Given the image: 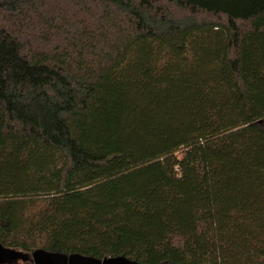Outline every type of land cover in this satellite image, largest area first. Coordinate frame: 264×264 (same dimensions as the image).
I'll return each mask as SVG.
<instances>
[{
  "label": "trees",
  "instance_id": "1",
  "mask_svg": "<svg viewBox=\"0 0 264 264\" xmlns=\"http://www.w3.org/2000/svg\"><path fill=\"white\" fill-rule=\"evenodd\" d=\"M0 249L264 264V0H0Z\"/></svg>",
  "mask_w": 264,
  "mask_h": 264
},
{
  "label": "rangeland",
  "instance_id": "2",
  "mask_svg": "<svg viewBox=\"0 0 264 264\" xmlns=\"http://www.w3.org/2000/svg\"><path fill=\"white\" fill-rule=\"evenodd\" d=\"M0 254H4L5 257L2 258L0 257V264H17V260L20 258L24 259L18 260L19 263H22L28 259V254L26 253H18L16 251H10V250H1L0 249ZM2 256V255H1ZM43 257L45 258H50L51 261L48 259L49 264H58V262H62L63 264H66L68 261L72 260H79L78 263L74 261V264H87L86 261L79 257H64L62 255H48L45 252H35V258L42 259Z\"/></svg>",
  "mask_w": 264,
  "mask_h": 264
},
{
  "label": "water",
  "instance_id": "3",
  "mask_svg": "<svg viewBox=\"0 0 264 264\" xmlns=\"http://www.w3.org/2000/svg\"><path fill=\"white\" fill-rule=\"evenodd\" d=\"M100 264H138L124 257L106 258Z\"/></svg>",
  "mask_w": 264,
  "mask_h": 264
}]
</instances>
